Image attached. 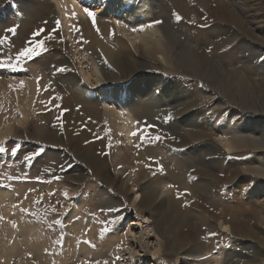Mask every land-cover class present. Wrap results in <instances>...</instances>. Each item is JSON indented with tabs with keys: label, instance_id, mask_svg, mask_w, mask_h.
<instances>
[{
	"label": "rangeland",
	"instance_id": "374dc122",
	"mask_svg": "<svg viewBox=\"0 0 264 264\" xmlns=\"http://www.w3.org/2000/svg\"><path fill=\"white\" fill-rule=\"evenodd\" d=\"M65 1L0 0V60L16 65L0 67V264H264L263 185L244 169L264 160V148L229 150L223 139L226 121H251L264 133V111L236 96L264 104V0H143L152 21H161L154 24L166 37L167 62L153 39L146 50L148 36L110 0ZM48 32L55 39L46 52L16 60ZM186 47L197 52V69ZM119 53L129 70L111 61ZM177 102L184 109L176 111ZM92 105L101 122L87 141H102L85 150V125L68 131L64 121ZM45 132L56 138L42 139ZM151 191L154 199L138 205ZM170 214L200 236L172 238ZM156 243L164 250L158 257Z\"/></svg>",
	"mask_w": 264,
	"mask_h": 264
},
{
	"label": "bare ground",
	"instance_id": "6f19581e",
	"mask_svg": "<svg viewBox=\"0 0 264 264\" xmlns=\"http://www.w3.org/2000/svg\"><path fill=\"white\" fill-rule=\"evenodd\" d=\"M89 1L98 2V1H102V0H89ZM61 2L63 4V7L67 4L65 0H60V1L59 0H55L56 6L60 7ZM109 4H110L109 5L110 8H114V11H115L116 15L125 13V17L130 18L131 20H133V24H131V26L135 25L137 27V30L134 31V32L143 33L144 36H146V35L148 36V37H144V39H145L144 45L146 46V50L151 51L149 46H148V42L150 41L149 38H151V39H153V41L156 44L159 45L158 48H160L159 52H161V54L163 56L162 59L164 61H166V62L168 61L167 60V54H169V50H168L167 45H165V43H164V39H166V37L163 36L162 32H160L159 29L156 27V25L153 23L151 14H150L148 8L145 7V5L143 3V0H137V1L136 0H110ZM74 9H78V7L76 5H74ZM67 10H68V8H67ZM149 25H151V26L149 27ZM90 52L93 55L96 56L94 51L90 50ZM182 53L186 54L189 57L190 67H193L194 69H197L194 66V65L198 64V57L199 56H198L197 52H195V50H193V49H187V47H186V50L182 51ZM109 57H110L111 61L115 65L119 66L122 71L127 70V69L129 70L131 68V67L129 68V65H127V63L123 59L124 55H121L119 53L118 55H114L113 57H111V54H110ZM178 58H179V55H178ZM198 66H200V64H198ZM216 67H217V69L215 68L216 71H218L220 73H224L221 67H218V66H216ZM90 75H91L90 72H87V73H85L84 77L86 79H88V77H90ZM223 89H226V87L223 86ZM105 92L111 93L109 89H105L104 93ZM112 95H114V97L116 98L115 94L112 93ZM248 95L249 94L244 93V92H241L239 95L237 94L236 96L240 100V101H237V102L243 103L246 106H250L253 109V111H261V112L264 111V108H263L264 104L257 103V99L254 96L251 97L252 100H247V101L244 100L245 98L249 97ZM236 96H234V97H236ZM118 97L119 96L117 95V98ZM64 99L66 100V98H64ZM65 102H66V106H70V107L73 106L71 104L70 99H67ZM144 102L141 103L142 104L141 107L143 109H145V113H146L147 117L149 119H151V117H153L152 113H150V111L147 110L149 108H147V106H146V104ZM180 105H182V104H180L179 102H177L175 104V106H177V108H179L178 110L175 109L176 111H179L180 109L181 110L184 109V105L183 106H180ZM178 106H180V107H178ZM254 109H256V110H254ZM122 111H123L124 117L126 118V119H124V122H123L122 126L125 128L126 135H129L130 131L133 128L132 127V123H133L132 122V117H131V115H129L128 113L125 112V109L122 110ZM79 112H80L81 116L79 115ZM72 114H73V111H72L71 115ZM74 117L76 119H74V120L67 119L66 121H64L65 128H66V130L71 131L72 128H78L81 124L85 125V129H87V130L85 132H82V134L80 135L81 136V140L84 142V144H86L83 149H85V150L91 149L92 143H97V144L101 145V141L102 140L96 141V140L92 139L90 142L87 141V138L89 139V138H92V137L86 133V132H89L90 130L95 129L94 125H98V126L100 125V122H101L100 117H101V115L99 114V109L95 105L88 106L87 108L83 107V108H80V110L76 112V115ZM255 122H257V121H255ZM252 123L253 122L249 121V123H246V124H243V123L237 124V123H227V121H226L225 125L223 126V129H228L230 131V133L224 134L225 136H224L223 139L225 140L226 147H228L229 150H238L239 151V150H241L243 148H247V147H250V146L255 147V148L256 147L264 148V133L261 130H260V132L255 133L254 132V127L255 126H253ZM45 133L46 134H41L42 135V139H45V140L46 139L47 140L52 139L53 140V139L56 138L55 136H53L52 134H50L48 132H45ZM234 139L243 140L244 142H246L247 145H244L242 143L237 144V143H235L233 141ZM85 141H87V143ZM78 151H80V150H78ZM81 154L82 153H80V155ZM84 157L86 158V159L84 158V160L90 162V165L91 164L94 165L96 163L95 159L94 160H92V159L89 160L87 158V155H84ZM263 165H264V160H262L260 162H257V163L254 162V164L250 165V167L244 168L245 170L252 171L253 173L257 174L258 179H259V180H257V185H260V186L263 185L261 190H260L261 193H264V166ZM96 167L97 168H102V165L99 164V165H96ZM230 171H233V169L231 168ZM235 174H236V172H235ZM106 180H107V178H106ZM132 181H135V179L132 178ZM123 186L125 187V183L123 184ZM142 190H144V189L142 188ZM152 193H153V191H151V193H149V194L147 192H145L144 195L142 193L141 198L138 201V205L145 204L146 200L154 199V197L152 196L153 195ZM136 199H137V196L134 197L132 202H135ZM170 216H171V214L169 215V217ZM182 219L183 218L174 219L173 216H171L170 223L172 222L171 223L172 226L170 227V229L173 227L172 228L173 230H171L170 232H171V234H172V232L173 233H177V235H172V238H174V239L179 238V239H182L183 241H185V240H187V238H191L192 237L193 241H195L196 238L200 236V232L197 231V230L194 231L192 228H190V226L187 227L186 226L187 224H184L182 222ZM174 223H175V225H174ZM247 226H248V231L252 233L250 235H255V232H254V230H252L250 228V225L247 224ZM179 228H180V231H181L180 234L177 232V231H179ZM234 229H235V231H236V233L238 235H240V236L244 235V231H243V228H241V224L236 223V228H234ZM183 245L185 246V244H183ZM17 249H16L15 244H13L12 246L9 247V249L6 251V254H5V261H6L5 263L9 262L10 256L13 253L15 254ZM167 252L168 253H172V254H176L177 252H179V249L177 251H175V252H173V250H171V252H169V251H167ZM160 253H164L163 246L160 243H156L155 246H154L153 256H157L158 257L160 255ZM16 264H19V263H16ZM23 264H29V263L28 262H26V263L24 262Z\"/></svg>",
	"mask_w": 264,
	"mask_h": 264
},
{
	"label": "snow or ice",
	"instance_id": "6c2138e0",
	"mask_svg": "<svg viewBox=\"0 0 264 264\" xmlns=\"http://www.w3.org/2000/svg\"><path fill=\"white\" fill-rule=\"evenodd\" d=\"M85 13L89 16V17H92L93 18V21H94V13L92 11H90L88 8H85L84 9ZM72 15H75V12L72 13ZM175 15V18L177 21H180L182 18L180 17L179 14H174ZM56 23V26L59 27L60 25V21L59 20H56L55 21ZM153 23H161V21H154ZM151 25H149L150 27ZM135 30V29H134ZM10 32H15V28H12V29H9ZM53 31H55V29H53ZM42 32H45V29L43 28H40V29H37L36 31H34L32 33V36L33 37H38ZM4 39H7V37H5ZM51 39H55V36L52 34V32H48L47 35L44 37V39H40V40H31V41H28L27 43L29 44V46L27 47H23L18 55L16 56V60L19 61L21 58L23 57H27L28 59H32L33 57H36V56H39L42 52H46L47 51V48L45 47V42L47 40H51ZM3 41L0 40V43H2ZM34 45V46H32ZM209 51H211V49H209ZM0 67H7V68H10L12 70H16V65L15 64H11V63H8L6 64L4 61L0 60ZM57 71H66L65 68H59L57 69ZM21 84H23V82H21ZM65 111H67V109H65ZM170 118V117H168ZM132 135H135V133H132ZM155 140H160L161 137L160 136H156L154 137ZM5 151V149L3 147H0V152H3ZM16 152V149L13 148L12 149V153L15 154ZM25 159H31V157H28L26 156ZM160 170H163L162 169V166H161V169ZM57 179H59V177H57ZM179 195V193H178ZM65 196H67V193H65ZM55 209H53L54 211ZM22 211H25L27 212L28 210L27 209H22ZM109 211H118L117 209H109ZM33 215H35V213H33ZM120 217L117 216L116 219L118 220ZM0 219H2V217H0ZM115 222V221H113ZM56 223H60V221H56ZM12 226L13 227H16V224L15 222H12ZM31 255V254H29ZM95 264H100L99 261H96ZM103 264H108V261H104Z\"/></svg>",
	"mask_w": 264,
	"mask_h": 264
}]
</instances>
